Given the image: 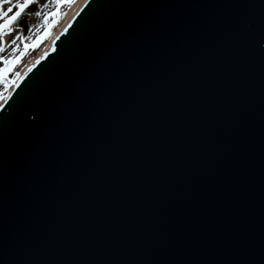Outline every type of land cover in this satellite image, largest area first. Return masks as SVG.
<instances>
[{
	"label": "water",
	"instance_id": "water-1",
	"mask_svg": "<svg viewBox=\"0 0 264 264\" xmlns=\"http://www.w3.org/2000/svg\"><path fill=\"white\" fill-rule=\"evenodd\" d=\"M0 264H264V0H89L0 109Z\"/></svg>",
	"mask_w": 264,
	"mask_h": 264
},
{
	"label": "bare ground",
	"instance_id": "bare-ground-1",
	"mask_svg": "<svg viewBox=\"0 0 264 264\" xmlns=\"http://www.w3.org/2000/svg\"><path fill=\"white\" fill-rule=\"evenodd\" d=\"M87 1L88 0H76L75 4L70 6L69 10L63 15L58 25L55 26L54 29L50 31V35L47 39V42L38 55L28 57V58L24 56L22 57V59L25 60L26 63L22 66L21 70L15 77L12 84H10L7 89H4V86L0 88V95H2V99H0V103L5 102L9 94L15 89V86L28 74V72L37 63H39L43 59V57L47 55V53L52 47L54 40L66 28V26L73 20V18L81 10V8L86 4ZM43 22H44L43 19L40 20V24H42ZM23 51H24V48H23Z\"/></svg>",
	"mask_w": 264,
	"mask_h": 264
},
{
	"label": "snow or ice",
	"instance_id": "snow-or-ice-1",
	"mask_svg": "<svg viewBox=\"0 0 264 264\" xmlns=\"http://www.w3.org/2000/svg\"><path fill=\"white\" fill-rule=\"evenodd\" d=\"M36 2L37 0H0V36L5 32L12 31V26L21 18L25 10ZM64 2H67V0H56L57 11L53 12L52 16L59 15V7ZM35 14L40 15L39 12ZM3 50V47H0V52ZM0 59H3L5 65L0 68V80H4L16 61L4 59L3 57H0ZM0 99H2V95H0ZM3 108L4 104L0 103V109Z\"/></svg>",
	"mask_w": 264,
	"mask_h": 264
},
{
	"label": "rangeland",
	"instance_id": "rangeland-1",
	"mask_svg": "<svg viewBox=\"0 0 264 264\" xmlns=\"http://www.w3.org/2000/svg\"><path fill=\"white\" fill-rule=\"evenodd\" d=\"M36 4H37L36 12H39L40 15H36L35 14L34 15L35 17L29 18V20H28V22H29V32L25 33L22 30H17V29L12 28V31H10L11 40L9 41L10 42L9 45L10 44H14L15 45V49L12 52L13 54H7L9 52V51H7V53H5L3 56L1 55L0 57H3L4 59L12 60L14 57H11V56L14 55V54L16 55V53H15L16 51L21 52L22 47H23L22 45L24 44V43H22V41H24V40L25 41H32L35 38V36L37 34L39 36L41 30L43 28H45V26L47 24V20H43L44 22L38 26V24L40 23V17H42L45 14V12L49 11L53 7V2H52V0H37ZM59 21H57V24L55 23V26L58 25ZM48 36H49V34H45L43 45L46 44ZM35 52H36L35 50H30L28 52V55L29 56L35 55ZM2 61H3V59H0V63L4 67V65L2 64ZM15 74L16 73H14V72H12V74H10V75L7 74V76L10 79V81L8 82L7 85H10L12 83V81L15 78ZM5 80H6L5 78H4V80H0V84L5 82Z\"/></svg>",
	"mask_w": 264,
	"mask_h": 264
},
{
	"label": "flooded vegetation",
	"instance_id": "flooded-vegetation-1",
	"mask_svg": "<svg viewBox=\"0 0 264 264\" xmlns=\"http://www.w3.org/2000/svg\"><path fill=\"white\" fill-rule=\"evenodd\" d=\"M36 3H34L33 5H30L29 8L25 10L24 14L27 15V16L23 17V19H22V21H21V23L19 25L25 26L24 28L28 27V23L26 21L28 19V16H30V13L35 15V12H36V9H37V4Z\"/></svg>",
	"mask_w": 264,
	"mask_h": 264
}]
</instances>
